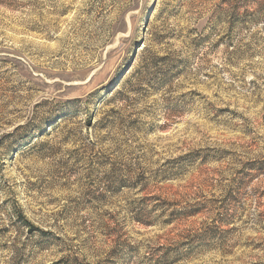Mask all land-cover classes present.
<instances>
[{
	"label": "rangeland",
	"instance_id": "rangeland-1",
	"mask_svg": "<svg viewBox=\"0 0 264 264\" xmlns=\"http://www.w3.org/2000/svg\"><path fill=\"white\" fill-rule=\"evenodd\" d=\"M0 264H264V0H0Z\"/></svg>",
	"mask_w": 264,
	"mask_h": 264
}]
</instances>
